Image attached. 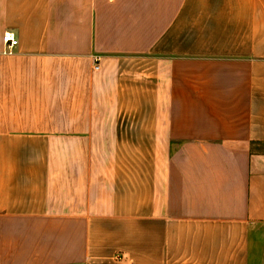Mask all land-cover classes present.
Returning a JSON list of instances; mask_svg holds the SVG:
<instances>
[{"label":"crops","instance_id":"0c3cea01","mask_svg":"<svg viewBox=\"0 0 264 264\" xmlns=\"http://www.w3.org/2000/svg\"><path fill=\"white\" fill-rule=\"evenodd\" d=\"M255 145L264 0H0V264H264Z\"/></svg>","mask_w":264,"mask_h":264},{"label":"built area","instance_id":"2783aa9c","mask_svg":"<svg viewBox=\"0 0 264 264\" xmlns=\"http://www.w3.org/2000/svg\"><path fill=\"white\" fill-rule=\"evenodd\" d=\"M1 41L4 45V50L2 51V54L10 55L12 53L13 48L17 44L16 38L10 33H4L1 37Z\"/></svg>","mask_w":264,"mask_h":264},{"label":"rangeland","instance_id":"374dc122","mask_svg":"<svg viewBox=\"0 0 264 264\" xmlns=\"http://www.w3.org/2000/svg\"><path fill=\"white\" fill-rule=\"evenodd\" d=\"M253 148H255V149H257V150H262V149H264V146L263 145H255V146H253Z\"/></svg>","mask_w":264,"mask_h":264}]
</instances>
